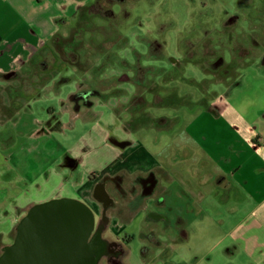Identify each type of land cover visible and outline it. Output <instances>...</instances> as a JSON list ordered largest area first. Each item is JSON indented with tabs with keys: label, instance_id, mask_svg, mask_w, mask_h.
Returning a JSON list of instances; mask_svg holds the SVG:
<instances>
[{
	"label": "crops",
	"instance_id": "crops-1",
	"mask_svg": "<svg viewBox=\"0 0 264 264\" xmlns=\"http://www.w3.org/2000/svg\"><path fill=\"white\" fill-rule=\"evenodd\" d=\"M97 1L0 0V129L9 121L18 125L21 114L28 115L31 123H38L41 131L48 133L49 147V160L41 170L33 168L38 143L29 141L20 148L15 161L26 180L20 183L21 188L16 185L11 203H3L6 188L0 187V255L13 242L18 222L32 206L68 198L85 204L93 214L94 224L104 225L100 241L120 244L123 252L117 264H148L149 252L155 247L165 252L162 264H264V0H232V7L224 6L230 18L214 29L209 42L193 46L199 50L204 45L216 52L223 50V57L219 52L204 57L216 62L208 73L199 58L191 61L194 68L201 69L207 83L199 82L198 96L192 100L197 105L182 123L184 135L176 132L167 143L154 147L133 137L136 110L120 105L127 111L126 120L119 116L117 104L104 112V94L94 87L91 93L97 100L88 104L89 90L80 86L75 73H63L67 64L62 59L59 65L64 67L63 72L49 74L58 60L52 56L51 40L62 36L81 7ZM137 1L125 0V4L133 6ZM191 1L209 2L208 11L215 14L217 3L228 0ZM220 33L226 41L216 39ZM48 51L52 57L45 56ZM193 53L196 57L198 52ZM234 58L243 62L235 72L229 71ZM166 59L165 64H160L164 71L184 64V58ZM176 60L178 64L173 63ZM216 72L219 78L214 76ZM167 77L174 76L162 73L159 82L163 84ZM190 82L198 86V80ZM150 91L144 100L156 99L152 104L158 107L173 105L161 99L169 91L164 95ZM45 96L57 98L59 105H48V118L42 122L30 113L33 102ZM62 113L68 114L70 120L62 121ZM99 114L101 118L112 115L116 133H105L104 127L96 123L102 121ZM87 115L94 117V124L100 133L104 132L102 144L93 143L86 150V133H81L57 158L54 131L75 126L77 119ZM149 119L158 128L170 117L160 111L149 113ZM21 134L24 138L30 135ZM103 135L110 143L106 150ZM14 140V136L0 133L2 147L12 145ZM58 147L64 148L60 142ZM85 157L91 164L99 161L97 169L91 168L88 174L79 170ZM0 173L3 174L1 168ZM3 176L8 183L11 181L12 175ZM21 193L29 198L19 202ZM36 194L38 198L33 197ZM112 222L142 225L144 229L137 230L144 241L142 250H128V235L120 239L105 236ZM169 242L175 244L171 250ZM185 245H191V249L185 250ZM99 253L96 264H116L106 257L100 259ZM221 256L223 262L219 261Z\"/></svg>",
	"mask_w": 264,
	"mask_h": 264
},
{
	"label": "rangeland",
	"instance_id": "rangeland-1",
	"mask_svg": "<svg viewBox=\"0 0 264 264\" xmlns=\"http://www.w3.org/2000/svg\"><path fill=\"white\" fill-rule=\"evenodd\" d=\"M209 4L207 1L193 2L191 0H138L133 6L125 4V0H98L89 3L78 10L70 25L62 31V36H56L51 40L52 56L58 60L56 62L57 67L55 66L49 74H56L59 70L62 71L64 67L59 65V61L62 59L65 62L64 64H67V70L65 68V72H62L65 74H68V72L75 73L81 81L80 86L89 90L87 92L88 104L97 100L91 93L92 87H94V89L96 88L104 94L105 104L102 108L104 112H107L108 107L117 104L115 106L121 112L119 116H121V119L126 120L127 111L121 108L120 105L136 110L135 116H133L136 118L134 122V139L139 140L147 147L157 146L155 144L162 146L176 132L179 136L184 135L182 123L190 117L192 107L197 105L192 104V100L198 96L199 82L207 83V79L201 77V69L197 66L194 68L191 61L199 58V64L204 65V57L207 59L209 55L218 54V52L223 57V50L222 52H216L207 49L205 45L202 50L193 49L194 45L209 42L208 37L214 35V29L220 28L222 21L230 18L228 17L229 13L225 14L224 6L229 8L231 4L233 5L232 0L217 3L215 14L208 11ZM242 23L244 25L243 29L246 30L245 28L248 26H246L245 20ZM256 37L259 38L260 36ZM216 39L223 42L225 35L223 33L217 34ZM243 40L245 41V39ZM193 51L198 52L196 57H194ZM254 53L258 52L254 51ZM45 56L52 57L50 52ZM167 56L175 59L184 58L183 66H180L179 69L174 68V64H178L176 60L171 65L174 70L164 71L160 64L161 62L165 64ZM224 57H227L226 51H224ZM216 58L217 56L214 59ZM232 62L234 65L229 71L232 70L233 72L239 69L243 63L240 58H234ZM168 63H171V61L169 60ZM51 67L48 68L51 69ZM212 67L214 66L204 65L203 69L208 73L211 72ZM162 73H165V75L170 73V76L174 77H167L164 83L161 84L159 80ZM214 76L220 77L218 72ZM193 78L198 80L197 87L190 82ZM150 90L157 92L158 95H164L165 91H169L167 97L165 98L166 95H164L161 99L163 102L173 103V105L167 104L158 107L152 104L156 99L152 101L144 100V97L149 98ZM117 100H120V102H117ZM51 104L58 106V99L53 96L37 99L33 102L34 110L30 113V116L36 115L42 122L47 120L46 107ZM100 106L102 107V105ZM160 111L165 116L170 117V120L163 122V127L156 128L149 119V113L155 115ZM21 115L22 119L18 125H14L9 121L2 124L0 129V133L4 136H14L15 138L14 143L10 146L2 147L0 144V168L3 174L12 175L11 181L8 183L3 174L0 173V187L6 188L3 195L4 204L12 202L10 199L15 195L16 185L21 188L20 183L26 180L15 161L17 153L24 144L29 141L38 143V151L35 158H33L34 169L41 170L49 160L48 133L41 131L38 123H31L28 115ZM59 116L64 122L70 120L68 114L62 113ZM98 116L102 121L96 123L104 127L105 133L111 130L116 133L117 128L112 124V115L105 114L102 118L100 114ZM26 122L28 125L23 126ZM75 123V126H68L61 131H54L53 136L57 141L56 156L60 152L63 156L64 149H67L65 147L73 145L77 136L81 133H86L84 143V146L87 147L86 150L90 149L93 143H95L94 146L102 144L100 143L101 135L104 132L101 131L100 133V130L94 124V117L87 115L80 121L77 119ZM21 132L30 133V135L28 138H24L26 136L23 137ZM90 135H92V138H90ZM103 139L106 150L110 143L107 136L104 138L103 135ZM58 142L64 148L58 147ZM11 154L13 158L10 157ZM82 162L84 163L79 166V170L82 173L87 171L86 174L89 173L91 168L97 169L99 166V161H94L91 164L87 162L86 157ZM19 188L17 192L21 190ZM33 197L38 198L39 195L36 194ZM27 198H29L28 195L25 197L21 193L18 200L20 202L22 199ZM9 207H12V205H9ZM142 228V225L139 226L133 223L123 225L119 222H112L106 227L104 235L113 239H120L128 235V250L138 252L142 250L141 247L144 241L140 239L137 230ZM174 245V243L169 242V250ZM184 249L189 251L191 245H185ZM160 250L158 247L152 248L147 259L148 264H162L165 259V252L162 253ZM173 251L175 253V249ZM219 261L223 262L224 257H219Z\"/></svg>",
	"mask_w": 264,
	"mask_h": 264
},
{
	"label": "water",
	"instance_id": "water-1",
	"mask_svg": "<svg viewBox=\"0 0 264 264\" xmlns=\"http://www.w3.org/2000/svg\"><path fill=\"white\" fill-rule=\"evenodd\" d=\"M31 219L50 225L52 235L38 238L39 247L44 245L50 251V256L39 254L30 257L25 264H96L98 261L100 248L95 250L89 244L94 226L93 214L79 200L60 198L36 204L21 218L19 226L29 223ZM17 245L16 238L5 250H14ZM4 254L0 255V264H4ZM13 260L12 264H20L16 257Z\"/></svg>",
	"mask_w": 264,
	"mask_h": 264
},
{
	"label": "flooded vegetation",
	"instance_id": "flooded-vegetation-1",
	"mask_svg": "<svg viewBox=\"0 0 264 264\" xmlns=\"http://www.w3.org/2000/svg\"><path fill=\"white\" fill-rule=\"evenodd\" d=\"M204 63L210 66L216 65V62L214 61L209 62L208 60L207 61L205 60ZM221 63H223V61ZM29 221H28L29 223L23 224L21 226H19L20 221L18 222L15 236L13 238V242L15 241L16 238L18 239V245L16 249L9 251L8 250L6 251L5 249L11 246L13 242L9 246L4 247L2 251V254L5 253L4 264H12V262L14 261L13 259L15 257L17 259V262H20V264H25L26 261H29L30 257L33 258L34 256L39 254H43L44 256H48V257L50 256V251L46 249L44 245H41L39 247L40 243L38 241V238H40V236H42L43 238H48L49 236L52 235V230L50 225L49 226L45 225L44 221L43 223H39L38 221H36V219L35 220L31 219ZM103 228L104 225L102 224L99 225L94 224L89 236V240H90L89 244L95 250L98 247L101 248L102 256L100 259L106 257L109 260V262L117 264L119 262L118 261L119 256L122 254L123 251L120 247V244L115 241H110V242L100 241L99 235L102 233ZM38 231H42V233L38 234Z\"/></svg>",
	"mask_w": 264,
	"mask_h": 264
},
{
	"label": "trees",
	"instance_id": "trees-1",
	"mask_svg": "<svg viewBox=\"0 0 264 264\" xmlns=\"http://www.w3.org/2000/svg\"><path fill=\"white\" fill-rule=\"evenodd\" d=\"M81 94H82V93H81ZM81 94H75L74 96H75V97H78V96L81 95Z\"/></svg>",
	"mask_w": 264,
	"mask_h": 264
}]
</instances>
